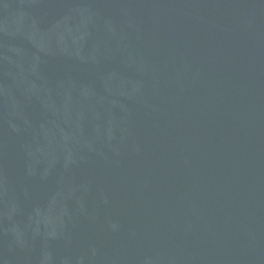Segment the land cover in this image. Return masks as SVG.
Masks as SVG:
<instances>
[{
  "label": "water",
  "instance_id": "95a60500",
  "mask_svg": "<svg viewBox=\"0 0 264 264\" xmlns=\"http://www.w3.org/2000/svg\"><path fill=\"white\" fill-rule=\"evenodd\" d=\"M0 264H264V0H0Z\"/></svg>",
  "mask_w": 264,
  "mask_h": 264
}]
</instances>
